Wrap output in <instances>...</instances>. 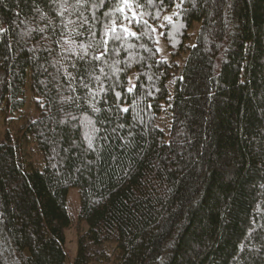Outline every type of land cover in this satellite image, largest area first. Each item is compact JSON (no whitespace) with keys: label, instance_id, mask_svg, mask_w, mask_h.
Segmentation results:
<instances>
[{"label":"trees","instance_id":"1","mask_svg":"<svg viewBox=\"0 0 264 264\" xmlns=\"http://www.w3.org/2000/svg\"><path fill=\"white\" fill-rule=\"evenodd\" d=\"M131 5L0 0V264H264V0Z\"/></svg>","mask_w":264,"mask_h":264},{"label":"rangeland","instance_id":"2","mask_svg":"<svg viewBox=\"0 0 264 264\" xmlns=\"http://www.w3.org/2000/svg\"><path fill=\"white\" fill-rule=\"evenodd\" d=\"M156 45L161 57L167 59L168 51L160 39V33H156ZM6 130H10L9 124H6L2 119H0V140L2 139L3 134ZM75 192L76 190L74 189L69 191V202L71 205H73L77 200ZM76 234L77 233L75 227L68 229L65 232V252L70 260L74 257L76 252Z\"/></svg>","mask_w":264,"mask_h":264},{"label":"snow or ice","instance_id":"3","mask_svg":"<svg viewBox=\"0 0 264 264\" xmlns=\"http://www.w3.org/2000/svg\"><path fill=\"white\" fill-rule=\"evenodd\" d=\"M124 5H125V7L131 9V6H132V5H131V0H124ZM120 10L123 12V11H124V8L122 7ZM125 18L127 19V17H125ZM132 19H133V20H136V16H135V14H133ZM137 23L139 24V21H138V20H137ZM144 24L147 25V21H144ZM125 31L127 32L128 29H125ZM153 31H155V29H153ZM129 35L135 37V36H136V33H134V32H129ZM97 59H99V57H97ZM123 111L127 112L128 110H127V109H123Z\"/></svg>","mask_w":264,"mask_h":264}]
</instances>
